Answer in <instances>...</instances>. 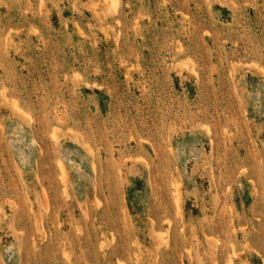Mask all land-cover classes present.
Masks as SVG:
<instances>
[{"label": "rangeland", "instance_id": "obj_1", "mask_svg": "<svg viewBox=\"0 0 264 264\" xmlns=\"http://www.w3.org/2000/svg\"><path fill=\"white\" fill-rule=\"evenodd\" d=\"M0 264H264V0H0Z\"/></svg>", "mask_w": 264, "mask_h": 264}, {"label": "bare ground", "instance_id": "obj_2", "mask_svg": "<svg viewBox=\"0 0 264 264\" xmlns=\"http://www.w3.org/2000/svg\"><path fill=\"white\" fill-rule=\"evenodd\" d=\"M110 1H111V3H112V7H113V4L116 5V0H110ZM110 5H111V4H110ZM115 7H116V6H114V9H115ZM114 9H113V10H114ZM15 105H16V104H15ZM58 167H60V166L58 165ZM61 168H62V167H61ZM61 168H60V169H61ZM61 172H62V171H61ZM63 173H64V172H63ZM62 175H64V174H62ZM121 263H122V262H121Z\"/></svg>", "mask_w": 264, "mask_h": 264}]
</instances>
